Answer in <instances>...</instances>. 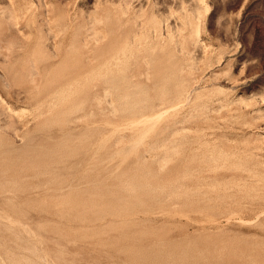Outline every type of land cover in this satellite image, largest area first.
<instances>
[{
	"label": "rangeland",
	"instance_id": "1",
	"mask_svg": "<svg viewBox=\"0 0 264 264\" xmlns=\"http://www.w3.org/2000/svg\"><path fill=\"white\" fill-rule=\"evenodd\" d=\"M0 264H264V0H0Z\"/></svg>",
	"mask_w": 264,
	"mask_h": 264
}]
</instances>
